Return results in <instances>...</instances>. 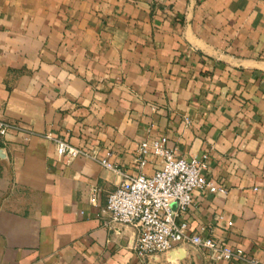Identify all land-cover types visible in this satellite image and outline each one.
Instances as JSON below:
<instances>
[{"label": "crops", "instance_id": "0c3cea01", "mask_svg": "<svg viewBox=\"0 0 264 264\" xmlns=\"http://www.w3.org/2000/svg\"><path fill=\"white\" fill-rule=\"evenodd\" d=\"M0 118V264H254L189 243L141 260L138 228L106 223L121 176L99 157L151 174L154 136L225 186L193 190L189 230L264 264V0H0Z\"/></svg>", "mask_w": 264, "mask_h": 264}, {"label": "built area", "instance_id": "2783aa9c", "mask_svg": "<svg viewBox=\"0 0 264 264\" xmlns=\"http://www.w3.org/2000/svg\"><path fill=\"white\" fill-rule=\"evenodd\" d=\"M12 123L0 118V135H4ZM44 137L55 145L58 156L71 159L75 156H94L83 147L70 144L51 131ZM150 154L160 160L151 174L142 171L130 173L121 170L105 157L100 163L117 173L121 178L106 197L105 208L108 222L132 224L138 228L133 249L141 260L160 252H166L182 243L200 248L212 260H248L259 264L254 258L247 257L239 246H232L210 234L190 231L186 211L192 203V192L196 188L211 192L225 191V186L215 183L205 174L209 158H185L176 152V147L168 144L166 136L146 138L137 147L136 166L141 169ZM231 224V221L227 222Z\"/></svg>", "mask_w": 264, "mask_h": 264}]
</instances>
